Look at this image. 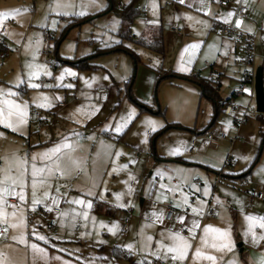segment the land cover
Listing matches in <instances>:
<instances>
[{
	"label": "rangeland",
	"instance_id": "rangeland-1",
	"mask_svg": "<svg viewBox=\"0 0 264 264\" xmlns=\"http://www.w3.org/2000/svg\"><path fill=\"white\" fill-rule=\"evenodd\" d=\"M25 1L28 12H32L30 3L32 0ZM38 2L44 4L38 7ZM73 2L80 4L88 3L89 0H73ZM118 2L119 0H96L95 4H89L87 15L64 16L50 10L53 0H35L36 17L34 19L32 16L30 21L33 27H27L26 32L21 29L17 35L22 47L15 48L13 44L10 46V43L6 42L7 36L4 37L6 46L1 45L6 52L4 57L0 55V67H3L4 62L3 71L0 72V87H11L14 92L19 93L18 96L11 98L18 102L28 101L29 106L38 108L45 122L33 120L30 114L27 124L20 132L8 133L7 143L11 149L20 156L22 142L24 148L21 157L27 154L30 158L33 153L52 147L62 137H68L72 145L70 149L65 150L66 156H70L72 160L62 161L66 174L61 176L57 173L55 175L59 177L55 175L47 177L46 183L37 190L38 198H42L44 191H48L50 197H58L60 202L55 206L60 209L59 213L68 212L67 216H60L47 211L45 204H50L51 198L45 200L44 204L37 205L35 208L40 206L47 211V219L54 220L52 228L48 226L45 215L36 213L30 207L32 189L30 178L28 179L27 188L30 197H27L25 188V203L28 205L27 210H30L28 212L30 221L27 220L26 212L24 229L25 237L29 236L26 250L28 249L30 254L32 253L30 239H39L38 236L32 235L33 228L38 235L45 236L46 241L51 242L53 239L60 243L63 249L75 253L83 264H114L119 261V256L111 254L110 250L113 246L122 248L123 245L131 243L133 252L138 245L151 247L157 240L167 239L168 235L164 232L168 233L166 230L168 226L163 220L154 223V217L150 214L152 208L159 206H156L158 193L165 189L161 188V184H164L163 181L169 177L171 179L178 177L180 183L189 187L182 189V193L187 195L190 206L184 205L181 201L179 209L189 207V216H193L197 221L205 206L203 205L201 211L196 214L192 208L199 207L198 204H202L203 198L206 199L205 204L211 199V206L214 203L221 204V200H216L218 197L236 199L241 206L245 205V210L257 216H264V200L250 198L253 190H262L264 194V122L262 121L264 112L256 110L254 93L251 97L232 94L233 90L237 91V80H242L245 69H250L253 73L258 67L264 70V58L261 66H256L258 55L254 54L252 65H247L244 61L245 43L242 39L231 37L237 44L238 63H232L237 69L232 70V74H226V78L230 80L231 77L234 78L232 84L227 85L223 82L219 87L218 100L223 101V104L218 105L219 110L216 112L214 101L202 95L195 81L187 79L186 75L174 74L170 77V72H164V68L167 69L164 65L173 64L175 57H178L179 46L171 42L162 57L161 54L139 42L140 34L146 33L151 26L149 24L161 27L163 36L169 31L165 22L160 26L159 16L155 14L154 8H150L152 7L150 1H136L135 8L138 12L129 23L128 29L125 28V35L119 34L118 10L110 9V4L117 5ZM143 5L146 6L147 11H140ZM150 12H152L151 17L153 15L158 17V20L152 19L157 23L147 22L146 17ZM53 20L57 21L54 29L50 26ZM114 20L118 21L115 25H113ZM113 26L115 31L111 30ZM109 37L120 42L116 45L109 40ZM37 40L40 41L39 45ZM57 41L59 42L56 43ZM26 44L29 45L27 49ZM105 44L108 46L106 47ZM37 48L39 54L34 62L47 65V70L52 73L51 76L41 75L33 81L41 84L38 89L28 87L24 67L26 61H32V53ZM16 50L18 52H15ZM129 52L137 56V61H134ZM199 54V50H196L192 64L202 67L203 60L198 56ZM82 56L88 57L87 61L94 67L78 69L74 63L85 58ZM185 58H188V53H185ZM149 67L157 71L153 85L147 87L145 82L149 80L148 74L143 70ZM64 68L72 69L77 75L74 77L65 75L62 80L57 81L56 77ZM202 70L201 73L207 77L209 68ZM18 75L25 82L17 87L15 81ZM213 81L218 82V80ZM60 85H73V87ZM41 93L49 98L51 107L42 108L32 103L34 98L40 102ZM228 100L231 101L232 106L230 114L223 111L224 104H227ZM59 103L64 105L59 106ZM145 104L150 110L142 108ZM93 107L99 110L91 115ZM129 108L135 109L136 115L120 133H117L114 130L115 122L121 115H125ZM146 117L162 126L155 132L149 130L147 140L143 142L145 126L141 122ZM206 134H211L213 140L203 145L199 137ZM221 135L223 139L219 140L218 137ZM193 138H197L195 144L191 143ZM178 141L185 142L188 147L178 155H170L169 149L176 147ZM117 152H120L119 156L116 155ZM72 161H76L78 167ZM173 167L175 169H172ZM157 170L166 175L163 177L157 175ZM195 177L200 179L202 185L193 188L190 181ZM216 177L220 180L214 186ZM205 182L208 187L207 195L204 194ZM129 188H131L130 193ZM200 188L202 190L199 192ZM113 193H122L119 202ZM174 193L177 195L179 193L181 196L180 192L172 191V194ZM73 198L91 200L92 206L86 208L85 205L72 204L70 201ZM140 198H144V204L140 203ZM166 199L172 201L171 196ZM120 204L125 206L120 207ZM228 204L230 207L234 206L233 201ZM129 207L133 208V213L129 217L128 233L124 235L122 219L126 215L125 210ZM148 207L149 210H146ZM73 209L81 213L75 221L72 220ZM84 211L88 212L87 219L83 218ZM240 212V218H243L245 213L243 214L241 210ZM224 217L228 224L232 221V225L236 223L234 218L231 217L229 220L227 216ZM138 219H141V222L140 227L136 229L133 222ZM101 222L107 226L116 222L119 230L112 234L107 227L100 226ZM172 225L178 227L180 224L172 222ZM75 226L80 228L78 235L74 233ZM81 232L85 235L81 236ZM77 236L81 238L80 242L76 241ZM148 236L153 237L150 244L147 241ZM238 243L240 244L241 241ZM41 244L40 248L44 249ZM30 254L28 261L26 260L28 263L25 264H45L44 261H47V257L42 254L39 258L34 254L32 258ZM12 263L8 262V264Z\"/></svg>",
	"mask_w": 264,
	"mask_h": 264
},
{
	"label": "crops",
	"instance_id": "crops-1",
	"mask_svg": "<svg viewBox=\"0 0 264 264\" xmlns=\"http://www.w3.org/2000/svg\"><path fill=\"white\" fill-rule=\"evenodd\" d=\"M34 1L35 0H32L30 2L34 11L32 10V12H28V11H23V9L26 8L25 0H0V12L10 11L14 9L20 10L19 12H16L15 14H10L9 16L5 17L2 22H0L2 24V23H5L6 21H11L6 28V32L2 35L3 41L1 42V44H3L4 47L6 46V43L4 42L5 36H7L6 42L10 43L9 44L10 46H12L13 44L15 48L16 46L22 47L21 43H17L18 41L17 35L21 29H23L26 32L27 27L29 26L33 27L32 24H30V21H31L32 16H34V19H35L36 17L35 13L37 10L36 6L34 7L35 5ZM119 1L124 6L130 0H125V2L123 0H119ZM149 1L152 5V7L150 8H154L155 14L159 16L160 26H162V24H164L165 22V26L167 27V30L169 31H167L166 35L163 36V31L161 27L157 25L149 24L151 26H149L145 34L144 33L140 34V38H144L147 41H152L156 38L157 35L160 34L161 39H162V53H159L157 51L155 52L158 54H161L162 57L165 55V50L167 46L170 47L171 42H173L176 46H179L178 57H175L174 63L171 65L170 64L164 65L163 63V65L166 66L167 69H165L164 67L162 68H164V72L171 73V74L168 73L170 77L176 74V76L186 75V76H190L191 78H193L191 74L197 71L196 73L199 75V78L197 80H201V79L212 80L209 74H208L209 77L208 76L205 77L204 74L201 73L203 71L202 68H206L207 70L209 68V71L212 68L213 70L221 74V77L219 78L217 83L214 81L212 82L218 85V90H219V87L222 86L223 82L226 83L227 85L232 84V80H234V78L231 77V80H230L226 78L227 77L226 74H232V70L237 69L236 65L232 66L233 65L232 63L234 64L238 63L237 56H236L237 44L233 38L227 35L221 34L217 27L220 24H228L232 22L234 20V15L231 18V20H229L227 23H225L224 21L220 19H216V17L223 16L229 11L234 12V9L236 5L238 4H241L247 7L246 16L242 18L243 24L241 25V27L238 28V31L241 33V35H243V37L245 36L252 37L254 41V46H255L254 52L255 54L258 55L257 63L255 64L256 66H261V62H263L262 59L264 58V0H239V2H237V0H226L227 1L226 5L220 4V1L222 0H203V3H201V0H184L183 3H180V0H149ZM43 4L44 2H38V7H41ZM153 5H155V7H153ZM201 8L208 9L207 14L205 13V11H202ZM140 11H147L146 6L143 5ZM151 15H152V12H150L148 16L146 17V19H148L147 21L148 23H151L152 19L158 20V17H155L154 15L151 17ZM187 17H190L191 19H188ZM202 22H206V24ZM166 23L168 24L166 25ZM171 25H173V27L175 28L180 29L183 33H177L171 30L170 29ZM248 28H251L252 31L249 32L247 30ZM193 42H201L200 48L198 49L200 54L198 56H200V58H202L203 60L201 64L202 67H199V66L197 67V64L191 63L189 71L187 72L177 71V60L180 56L181 51L184 49L185 45H188ZM240 42H242V40ZM117 44L118 43H116V45ZM210 45H212L213 47L210 48L209 47ZM225 45H227V47H225ZM5 50L0 53L1 56L4 55V52H6ZM15 52H18V50H16ZM82 57H86V56H82ZM202 60H200L199 62L201 63ZM205 60L208 63L210 62V67H207L206 65H204ZM3 68H4V62H3V67L2 66L0 67V70H1L0 72L3 71ZM156 71L157 69L150 68V67L149 69L143 70L144 73L148 74L149 80L145 82L147 87H150L151 85H153V82L156 76ZM263 73H264V70L262 68V74ZM239 81L240 80H237L238 86H239ZM235 90L232 91V94H235ZM30 107H34V106H29V108ZM29 115H30V109H29ZM31 117L33 118V120L34 119L37 120L33 115H31ZM43 121L40 123H45ZM10 131H11L10 129L5 128L4 126H0V133H3V135L0 136V158L7 157L9 159H12L14 154L16 155V151H13V149H11L10 145L7 143L8 133H10ZM49 134L51 135V133ZM211 145H214V143H211ZM23 148H24V145L21 142V148L19 151L20 156L22 154L21 152L23 151ZM178 163H181V162H178ZM0 165H3L2 159H0ZM172 169H175V168L173 167ZM55 176L59 177L57 175ZM193 180L194 178H192L190 181L191 185H195V186L202 185L200 179L198 183H195ZM218 181H216L215 179V181L213 182V185L215 186L218 183ZM163 182H164V185H166L165 189H169V188L177 189L178 188L179 190H177L176 192H180V194L182 193L184 189H187L188 187L187 185L180 183L178 177H174L172 179L166 178V180ZM164 190L161 191L160 193L161 198L158 199V202H156L157 204L155 203L156 206L157 205L159 206L156 208H152V211L150 209L151 211L150 215L153 216L154 212L160 213L162 211L164 224L168 226L166 227V230L170 228L174 231L181 230L182 235L188 236V226H191L192 221L196 219L193 216H189L190 215L189 207H186L185 209L183 208L179 209L180 206L179 207L176 206L177 203H179L180 205L182 198L181 196H179V193L178 195L177 193L172 194V191H170L171 192L170 196L172 197L173 206H174L175 211H174L173 218L170 221H166L164 218L165 209H164V206L161 204V201H163L165 199L164 197L166 196L164 194ZM201 190L202 188L199 189V192ZM26 191H27V197L29 198L30 195L28 193L27 186H26ZM192 192L195 193L194 190H192ZM246 196L247 195H245V197ZM250 198H252L251 195H250ZM141 199H142L141 204H144V198H141ZM203 199L204 200L202 201V204L201 203L198 204L199 207H197L198 209H201L203 205L205 206L202 211V215L198 220L200 227L196 229V236L191 241L192 247L189 250V256L187 260L185 261V264H192L191 252L194 251L197 246H199L200 234L203 231V226L208 225V224H211L219 228H230L231 240L233 241L235 245V247L233 248L231 252L216 251L210 248L204 249L205 251L210 252L211 254L215 255L218 258L216 264H228V262L232 259H235L238 262V264H258V258L260 256V253L264 251V241H261L260 244L254 245L251 241L250 236L246 239L243 235L247 227V222L245 221L244 217L248 214H253V215H256V214L245 210V205L241 206L238 200L236 199H231V198L225 199V197H218V199L216 200L217 201L221 200L220 201L221 204L214 203L213 206H211V201H212L211 199L207 200L208 204H205L206 199L205 198ZM222 200H224V202ZM251 200H253V198ZM257 200L263 201L264 197L261 200L259 199ZM8 201L10 204L19 203L17 197H8ZM232 201L234 203V206L232 205V207H230L228 203ZM18 207L22 208L23 215L26 214L27 208L25 204L23 205L19 204ZM11 210H12L11 208L8 209V211H11ZM146 210H149V207ZM209 210H212V215H209L208 213H206ZM240 210L243 212V214L245 213L243 218H240L241 216ZM132 213H133V208H132ZM229 213H230V217H229ZM19 215L20 213L18 212L17 217L13 218V222H15V220L19 218ZM178 216H183L185 218L184 221L181 222L180 220H178L177 219ZM224 216H227L229 220H231V217L232 219L234 218L236 223L232 225L233 224V221H232V223L228 224L229 222L226 221ZM140 222H141V219L135 220V222H133V225L135 226L136 229L140 227ZM172 222H175L176 224H180L178 226L179 228L176 226H173ZM224 224L225 226H223ZM256 231L259 234L261 230L259 229V227H257ZM21 232L25 234L24 226L22 228L18 227L16 229H12L9 227L6 234L0 235V252L4 253L6 255L7 261L13 262L12 264H25V262L28 263L27 262L28 255L30 253L27 251L28 249L26 250V248L28 247L29 236L25 237L26 243H22L19 240L12 239L13 236H19ZM164 233L168 235L167 232H164ZM30 240H32V243L37 244L39 247H40V244L42 243L41 247H44L47 253V256H45L43 253L36 252L32 249V253L30 254V257L33 258L35 255L37 256V258H39L40 255L42 254L45 256V258L47 257L46 258L47 261L46 262L44 261L45 264H63L64 261H69L70 264H83L79 260L80 258L75 255V253L73 254L67 251L66 249H63L62 245L55 240L53 241V239H51V242H48L46 240L35 239V238L30 239ZM163 241L165 243L168 242L167 239ZM239 241H241L240 244L238 243ZM114 247L115 246H113V248L110 250L112 255H115L113 251ZM149 248L151 250H155L156 244H154L151 247L138 245L137 247L134 248L133 252L135 253H133L132 251L129 252V250L123 247L121 249H125V252L132 254L133 259L137 262L143 261V260H151V259L158 260V258L151 256L149 254ZM61 249H63L64 251H61ZM56 257H60L61 259H56ZM162 262H164V264H172L171 259H169L168 261H162ZM114 264H128V262L122 256V257H119V261L115 262ZM200 264H209V262L201 261Z\"/></svg>",
	"mask_w": 264,
	"mask_h": 264
},
{
	"label": "snow or ice",
	"instance_id": "snow-or-ice-1",
	"mask_svg": "<svg viewBox=\"0 0 264 264\" xmlns=\"http://www.w3.org/2000/svg\"><path fill=\"white\" fill-rule=\"evenodd\" d=\"M184 0H180V3H183ZM239 2V0H237ZM96 0H89L88 3H80L75 4L73 0H53L52 5H50V10L52 12L62 14L64 16H84L87 15V8L89 4H95ZM203 3V0H201ZM155 7V5H153ZM70 9H77L76 11H69ZM202 11H205L207 14L208 9L201 8ZM19 9H14L10 11H3L0 12V22L10 14H15L19 12ZM23 11H28L27 8L23 9ZM234 12L229 11L225 15L216 17V19H220L227 23L233 17ZM191 19L190 17H187ZM118 23V21H113V25ZM152 23H157V21H152ZM205 23L206 22H202ZM57 21L53 20L51 23V27L54 29L56 27ZM243 24L242 19L236 18L235 19V26L237 28L241 27ZM115 31V27L111 29ZM249 32L252 31L251 28L247 29ZM109 40H112V37H109ZM114 43H119L118 40H112ZM20 43V41H17ZM40 44V41L37 40V45ZM201 42H193L188 45H185L184 49L181 51L180 56L177 60V71L180 72H187L190 69V65L192 63V58L196 50L200 48ZM107 47L108 45L105 44ZM29 47L28 44L25 45L27 49ZM210 48L213 47L212 45L209 46ZM227 47V45H225ZM185 53H188V58L185 59ZM38 48L36 51L32 53V61L25 62V76L28 81V87L30 88H40L41 84L34 83L33 81L39 78L41 75L44 76H51L52 73L47 70V65L35 63L36 56L38 55ZM76 76L77 74L72 71L70 68H64L59 76L56 77L57 81H60L64 78V76ZM94 79V78H93ZM25 81L19 75L16 78L15 84L18 87L20 84H23ZM13 83V82H9ZM63 87H73V85H60ZM44 87H50V85H44ZM248 89H245V92H248ZM19 93L14 92L11 87L4 88L0 87V126H4L7 129H10L13 132H20L22 127L27 124L28 122V108L29 102L23 101L18 102L11 97L18 96ZM56 99H60V97H56ZM32 103H36L38 107L42 108H49L51 107V103L49 102V98L44 95L43 93L40 94V102H37V99L34 98ZM99 109L93 107L91 110V115H94L96 111ZM77 111L79 112L80 109L78 108ZM136 115L135 109L129 108L125 115H121L120 119L115 122V131L120 133L123 128H125L130 122L133 117ZM79 122V121H77ZM145 126V131L143 133L146 142L149 130L151 132L157 131L160 125L157 121L146 117L142 122ZM227 130V129H226ZM3 133H0L2 136ZM183 146V147H182ZM72 147L71 142L69 141L68 137H62L61 140L54 144L52 147L46 148L39 153H33L29 158L27 154L24 156H17L14 154L12 159L7 157H2L0 159L3 160V165H0V235L6 234L8 228L16 229L18 227L22 228L25 224V217L23 215L22 208L18 207V204H10L8 201V197H17L19 204L23 205L26 202V194L25 188L27 186L28 179L30 178L31 182V205L30 207L32 210H35V207L39 204H44L45 200L51 198L50 204H45V209L49 212L53 210V206L59 204V198L56 196L50 197V193L48 191H44L42 194V198H38V188L42 187L46 183V178L49 176H53L55 174H59L61 176L65 175V169L62 167V161L64 159L72 160L70 156H66L67 149ZM185 142L178 141L176 147H172L169 149L170 155H178L183 150H186ZM117 156L120 155V152L116 153ZM242 159L247 160L248 157H242ZM134 162V161H133ZM78 167V163L76 161H72ZM125 167V166H122ZM115 170V169H113ZM157 175L163 177L166 173L157 170ZM131 178V177H130ZM171 179V177H169ZM166 185L161 184V188H165ZM195 188V185H192ZM19 189V190H17ZM169 191H177V189L169 188ZM198 191V189H197ZM57 192H59V187H57ZM131 192V188H129V193ZM204 194H208V187L207 182H205V191ZM91 195V193H89ZM117 202L120 201L122 193H113ZM158 199L161 198L160 194L158 193ZM167 198L166 196L164 197ZM182 203L186 206H190L188 202V197L186 194L181 193ZM101 199H103V194H101ZM70 203L77 204V205H85L86 208H91L92 201H84L81 198H73ZM120 207H124L125 205L120 204ZM179 207V203L176 205ZM11 208V211L8 209ZM194 213L200 212L201 210L198 208H192ZM20 213L19 218L13 222V218L17 217V213ZM72 220L75 221L78 215L81 213H77L75 209L72 210ZM60 216H67L68 212L57 213ZM202 214V213H201ZM83 218L87 219L88 212L84 211L82 213ZM154 223L162 222L163 220V212L160 213H153ZM178 220L181 222L184 221L183 216H178ZM245 221L247 222V227L243 233L244 237L247 239L249 236L251 237V241L254 245L260 244L261 241H264V216H257L253 214H248L244 217ZM93 220L95 218L93 217ZM63 223V221H62ZM101 227H107V230L115 234L119 230V225L116 222H113L111 226L105 225L103 222L100 223ZM199 221L193 220L191 226H188V236H184L181 233V230H172L168 229V242L165 243L163 240H157L156 249L151 250L149 248V254L154 256L162 261H168L171 259L172 264H185L189 256V250L192 247V239L196 236V229L199 228ZM259 227L261 230L259 234L256 231V228ZM99 234V233H97ZM32 235L38 236L40 240H46L47 238L43 235H38L35 228L32 230ZM85 235L84 232H81V236ZM163 236V233H161ZM13 240H19L22 243H26L25 234L23 232L20 233L19 236H13ZM153 237L148 236L147 241L149 244L152 242ZM30 247L39 253H43L47 256L46 250L40 248L37 244L32 243ZM119 247V246H118ZM123 248L129 250L131 252L133 250V245L126 244L122 246ZM235 247L233 241L231 240V232L230 228H219L215 227L211 224L204 225L203 231L200 234V244L195 248L194 251L191 252V261L192 264H200L201 261H207L209 264H216L217 257L210 252L205 251L204 249L210 248L216 251H229L231 252ZM61 251H64L61 249ZM56 259H61L60 257H56ZM0 264H8L6 255L0 252ZM63 264H70L69 261H64ZM138 264H144L143 261H139ZM148 264H151L149 261ZM228 264H238L235 259H232L228 262ZM258 264H264V251L260 253L258 258Z\"/></svg>",
	"mask_w": 264,
	"mask_h": 264
},
{
	"label": "built area",
	"instance_id": "built-area-1",
	"mask_svg": "<svg viewBox=\"0 0 264 264\" xmlns=\"http://www.w3.org/2000/svg\"><path fill=\"white\" fill-rule=\"evenodd\" d=\"M221 5H226L227 1L226 0H222L220 1ZM123 6V4L119 1L117 4L118 8H121ZM144 9V8H143ZM247 13V7L241 4L236 5L235 9H234V20L228 24H220L218 25V29L219 32L221 34H225L229 37H234L237 39H242L243 42L245 43V59L244 61L247 63V65H252V58L255 54L254 52V42L251 36H245L243 37V35H241V33L238 31V28L235 26V19L236 18H240L242 19L243 17L246 16ZM11 21H6L5 23H2L0 26V42L3 41V37L2 35L6 32V28L7 25L10 23ZM171 30L177 32V33H183L180 29L175 28V27H170ZM204 65H206L207 67H210V63H208L207 61L204 62ZM191 76L195 79L199 78V75L196 72H193L191 74ZM209 76L212 80H219V78L221 77V74L215 70H213L212 68L209 71ZM253 84H254V73L249 69V70H245L243 72V78L242 80L239 82V86L237 91L235 92L238 95H245L248 97L253 96L254 93V89H253ZM245 89H248V92H245ZM229 101V100H228ZM63 103H59V106H63ZM224 113L226 114H230V112L232 111V106H231V101H229L227 104H224ZM30 114L33 115L39 122H42L43 120L41 119V112L38 108L35 107H30ZM243 120V119H242ZM48 125H50V123H48ZM201 141L202 144L205 145L208 142H210L211 140H213V137L211 134H206L203 135L201 137ZM219 140L223 139V135L218 137ZM197 141V138H193L191 140L192 144H195ZM220 175V174H219ZM220 177V176H219ZM219 177H216V181L219 180ZM175 180V179H174ZM195 183L199 182V178L195 177L193 180ZM164 194L169 197L171 195V192L168 189L164 190ZM251 197L252 198H256V199H263L264 194L262 191H255L253 190L251 192ZM162 205L164 206V218L166 221H170L173 218L174 215V206H173V202L170 199H165L162 201ZM25 206L27 207V203H25ZM36 213H39L41 215H45L46 217V221L47 224L50 228H52L54 226V220L53 219H47V214H46V210L43 209V207L38 206L37 208H35L34 210ZM60 211V209L56 206H53V213H58ZM28 212H30V210H27V220L30 221V218L28 216ZM33 212V211H32ZM125 217L122 219V234H127L128 233V224H129V217L132 213V207H129L125 210ZM206 213H208L209 215H212V210L207 211ZM27 221V222H28ZM74 232L76 235L79 234L80 232V228L79 226H75L74 228ZM76 241L80 242L81 238L80 237H76ZM153 264H164V262H162L161 260H157V259H151Z\"/></svg>",
	"mask_w": 264,
	"mask_h": 264
},
{
	"label": "trees",
	"instance_id": "trees-1",
	"mask_svg": "<svg viewBox=\"0 0 264 264\" xmlns=\"http://www.w3.org/2000/svg\"><path fill=\"white\" fill-rule=\"evenodd\" d=\"M111 1V0H110ZM137 0H130L128 3H126L123 7L118 8L116 3L115 4H110V9H115L118 10L119 14H120V25H119V34L120 35H125L126 30L129 27V23L131 22L132 18L137 14L138 10L135 8V3ZM126 28V30H125ZM59 41H57L56 43H58ZM139 42L142 43L143 45H145L146 47H148L149 49H152L154 51H157L159 53H162V39L160 34L156 36V38L152 41H147L144 38H140ZM1 42H0V53L3 52L5 49H3L1 47ZM130 51V50H127ZM134 61H137V56L132 53ZM88 57H85L77 62L74 63V65L78 68V69H88L90 67H93L92 64L89 63V61H87ZM160 78V77H159ZM186 78L192 79L194 80L200 87L202 95H204L206 98H210L212 101H214V105L216 108V112L219 110V106L218 105H222L223 101L219 102L218 100V85L212 83L213 80H206V79H201V80H197L195 78H191L190 76H186ZM127 85H129V82L127 83ZM263 87H264V73H263ZM136 101V100H135ZM142 108L146 109V110H150V107L147 106V104H145V106H142ZM262 121L264 122V118H262ZM217 174H219L217 172ZM114 253L115 255L119 256V257H124L128 264H138L137 261H135L132 257V254H129L127 252H125L124 249L118 248V247H114ZM151 262V260H143L144 264H148V262Z\"/></svg>",
	"mask_w": 264,
	"mask_h": 264
},
{
	"label": "water",
	"instance_id": "water-1",
	"mask_svg": "<svg viewBox=\"0 0 264 264\" xmlns=\"http://www.w3.org/2000/svg\"><path fill=\"white\" fill-rule=\"evenodd\" d=\"M254 99L255 108L258 112H264V87H263V74L262 68L258 67L254 72ZM140 203L142 199L140 198Z\"/></svg>",
	"mask_w": 264,
	"mask_h": 264
}]
</instances>
